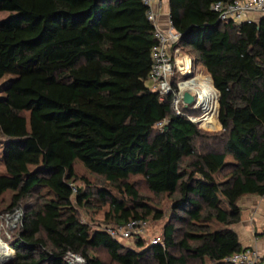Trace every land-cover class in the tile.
<instances>
[{"label":"trees","instance_id":"obj_1","mask_svg":"<svg viewBox=\"0 0 264 264\" xmlns=\"http://www.w3.org/2000/svg\"><path fill=\"white\" fill-rule=\"evenodd\" d=\"M217 1L233 0H168L181 46L219 94L221 149L202 152V130L146 83L156 40L142 0H0V199L37 200L6 264H70L68 253L105 264L97 248L116 264H232L247 248L233 225L241 197L264 196V15L222 22ZM76 162L103 180L102 228L78 216L93 192L75 184ZM135 175L167 196L168 214L142 200ZM165 216L156 244L107 231Z\"/></svg>","mask_w":264,"mask_h":264},{"label":"rangeland","instance_id":"obj_2","mask_svg":"<svg viewBox=\"0 0 264 264\" xmlns=\"http://www.w3.org/2000/svg\"><path fill=\"white\" fill-rule=\"evenodd\" d=\"M6 13L0 12V17L5 16ZM181 46V44H180ZM182 48V55L189 54L188 46H181ZM192 59V57H191ZM193 62V59H192ZM200 68L199 66H197ZM201 69V68H200ZM178 78V76H177ZM181 79H184V77L181 76ZM2 80H0L1 83ZM196 81V80H195ZM198 81V87L196 85H193L195 89V96L197 94V89L200 88V84L204 83L205 81ZM147 85H149L150 88H152V83L150 81L146 82ZM212 84V82H211ZM187 86H190L187 84ZM213 87V85H212ZM214 88V87H213ZM214 90L218 91L214 88ZM219 96V94H218ZM182 109H184L186 112L193 114L195 116H198L200 118V121L195 122L197 126L202 130V137H198L194 140L195 147L198 151H210V150H220L221 149V143L217 137V135L221 132L222 128L217 120V114H218V97H217V111L216 115L212 116L208 121L212 122H204L201 120V116L203 114V109L201 107L196 106L194 104L192 105H182ZM3 171V166L0 161V172ZM74 172H75V184L81 188L84 189H90L93 194L91 196L93 197V206H86L85 209H79L78 216L80 220L84 223H87L91 225L92 228L97 227H104L106 226V217L105 214L108 210V203L100 202L98 199V195L95 193V187H101L103 186V180L100 176L91 174L85 168L79 163L76 162L74 164ZM130 182H133L135 185L136 190L138 193L142 196V200L160 208L161 210L166 211L168 214V207L170 204L169 199L166 195H155L152 192H150L146 184L144 182L143 177L140 175L131 176L129 178ZM90 185V188L87 186ZM112 188V187H111ZM12 194L13 192L7 191L5 192L1 199H0V244L4 245L5 250L8 252L5 255L0 254V264H6L8 263L14 256L15 251L11 246L9 245L7 240H13L17 237L20 230H22L23 225V219L24 215L29 211V209L37 204V200L35 197H32L28 200L22 201L20 204L16 206H11L12 203ZM254 198H258V201L264 202V196L258 197L253 195H244L239 200L238 204L241 208V217L240 221L233 225V228L236 227L241 223L242 220H246L249 223V230L251 233H253L255 236L259 233V231H262L264 229V214H260L257 218L251 214V201ZM167 219V216L165 218H162L160 220H152L151 217H147L145 221V227L143 229V232L141 233L142 240L145 244V246L150 245L151 241L154 238H157L160 240V235L162 233V228ZM109 226V224H108ZM116 227L118 225L113 224L109 227ZM123 245L131 248H135V238L131 237L127 240H121L120 241ZM261 242V248L258 246H254V248L257 249L259 254L264 253V249L262 248L264 245V240H260ZM90 254L98 257L100 260H102L105 264H116L115 262L111 261L106 253V251L102 248L92 249L90 250ZM67 261L70 264H85L84 259L80 255L75 254H69L67 257ZM191 264H197L196 262H192Z\"/></svg>","mask_w":264,"mask_h":264},{"label":"built area","instance_id":"obj_3","mask_svg":"<svg viewBox=\"0 0 264 264\" xmlns=\"http://www.w3.org/2000/svg\"><path fill=\"white\" fill-rule=\"evenodd\" d=\"M147 6V18L154 26L153 36L156 40L151 49L152 65L149 73V81L152 83V89L159 94V100L163 101L166 96H171V107L176 115L184 116L192 122L200 120L198 116L190 114L181 108L182 105H197L195 89L193 85L187 86L185 83L198 80L210 81V77L196 67L191 57L182 55L180 46L181 35L175 30L169 16L166 24L161 26L159 23V9L162 8V0H142ZM211 9L218 13V19L222 22L250 21L249 14H264V0H233L228 3L221 1L214 2ZM178 76V78H177ZM181 76L184 79H181ZM198 87V85H196ZM189 92L194 101L191 104L183 102V94ZM198 106V105H197ZM203 111L202 118L205 117ZM203 121V120H202ZM165 121L157 124L160 128ZM143 220H130L124 226L118 228H107V231L118 241L127 240L138 234L141 235L145 227ZM160 240L154 238L151 244L159 243ZM66 255V259L68 257ZM260 254L254 247H247L240 252L234 253L225 258L232 264H259Z\"/></svg>","mask_w":264,"mask_h":264},{"label":"crops","instance_id":"obj_4","mask_svg":"<svg viewBox=\"0 0 264 264\" xmlns=\"http://www.w3.org/2000/svg\"><path fill=\"white\" fill-rule=\"evenodd\" d=\"M167 16H168V0H162V8L159 9V16H158L159 23L161 26L166 24ZM260 16H262V15H257V14H249L248 15L250 21H255ZM186 49H188V48H186ZM187 55L189 57H191L190 54H187ZM250 207H251L250 210L252 212L251 214H253V216L255 218H257L260 214H264V202L258 201V198H254L251 201ZM241 213H242V211H241ZM237 226H238L237 229H236V227L233 229L237 233V235L239 237V241L243 247L258 246L259 248H261L260 239L257 236H255L253 233H251V231L248 229L249 228L248 221L242 220L241 223ZM262 248L264 249V246Z\"/></svg>","mask_w":264,"mask_h":264},{"label":"bare ground","instance_id":"obj_5","mask_svg":"<svg viewBox=\"0 0 264 264\" xmlns=\"http://www.w3.org/2000/svg\"><path fill=\"white\" fill-rule=\"evenodd\" d=\"M187 84L197 85L198 81H195V80L189 81L188 83H185V85ZM196 91H197L196 104L199 105V107H201L205 112V115H204L205 117L203 118L201 117V120H203L205 123L212 122L213 120L212 121H208V120H211L212 119L211 117L216 115L218 94L213 89L211 85V80L207 82L205 81L204 83L200 84V88L197 89ZM8 252L5 250L4 245L0 244V254L5 255Z\"/></svg>","mask_w":264,"mask_h":264},{"label":"water","instance_id":"obj_6","mask_svg":"<svg viewBox=\"0 0 264 264\" xmlns=\"http://www.w3.org/2000/svg\"><path fill=\"white\" fill-rule=\"evenodd\" d=\"M193 101H194V97L189 92H185L183 94V102L185 104H191Z\"/></svg>","mask_w":264,"mask_h":264}]
</instances>
